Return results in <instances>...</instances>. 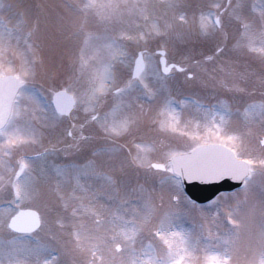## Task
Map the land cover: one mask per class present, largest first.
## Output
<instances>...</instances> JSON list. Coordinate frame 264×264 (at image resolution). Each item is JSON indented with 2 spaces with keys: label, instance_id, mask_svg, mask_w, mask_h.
Wrapping results in <instances>:
<instances>
[{
  "label": "snow or ice",
  "instance_id": "snow-or-ice-1",
  "mask_svg": "<svg viewBox=\"0 0 264 264\" xmlns=\"http://www.w3.org/2000/svg\"><path fill=\"white\" fill-rule=\"evenodd\" d=\"M185 86L242 111L185 116L169 96ZM226 179L242 200L186 191ZM0 205V264H264V0H0ZM190 212L199 231L177 230ZM252 224L249 258L236 240ZM37 231L46 243L20 235Z\"/></svg>",
  "mask_w": 264,
  "mask_h": 264
},
{
  "label": "rangeland",
  "instance_id": "rangeland-1",
  "mask_svg": "<svg viewBox=\"0 0 264 264\" xmlns=\"http://www.w3.org/2000/svg\"><path fill=\"white\" fill-rule=\"evenodd\" d=\"M34 2L38 3V2H41V0H34ZM48 2L57 3V2H59V0H56V1L55 0H48ZM193 2H196V0H193ZM247 2L250 3V4L251 3L259 4L260 0H247ZM190 15H191V13H190ZM89 30L95 31L96 30L95 26L90 27ZM229 37L231 39V35ZM75 43H79V41L74 42V44ZM229 45H232V44H230V42H229ZM150 47H151V50L155 51V45H151ZM207 51L210 52V46H200L198 44L197 47H196V50H195L196 58L200 57L201 53L204 54ZM169 53L171 54V58L174 60L173 53H172L171 50L169 51ZM43 54L47 55L48 54V50L45 49ZM175 59H179V56H176ZM253 66L256 67L258 65L253 64ZM97 67H100V66L97 65ZM114 67L117 69V73H119V71H121V73H123L122 69H127L123 65H121L118 61L114 63L112 70L114 69ZM72 70H73L72 68H66L67 72H71ZM148 82H149V86L150 87L153 86L154 82L151 80V78H149ZM190 90L203 97V96L206 95L204 90H208V89L202 90V89H197L195 87H192ZM209 90L211 91L213 89H209ZM216 90L220 91V89H216ZM221 90L224 91L225 89H221ZM216 96H217V93L213 94L214 98ZM229 100L230 101H236L238 99H234V96H231V97H229ZM217 101H221V98L218 97ZM43 103L48 105L49 109L52 108L51 107V103H52L51 96L47 92L43 93ZM47 103H50V105L47 104ZM174 106L177 107V110H182L183 114L185 116L197 115V114L202 115L203 114V111H199V109L195 108L193 103H174ZM230 109H231V111L233 113V116L231 117V119L233 121H235L237 109H233L231 107H230ZM36 150H39V149H36ZM32 152H33L32 149H28V153H32ZM58 156L59 155H56V157H58ZM49 159L51 160V162L54 159L57 160V158H54V156L50 157ZM73 160H76L75 156H65V155L64 156H59L58 165H61V166L67 165L70 162H72ZM54 165H56V164H54ZM225 193H227V194L236 193L238 195L239 199L242 200L244 198V193L241 191V188L238 189V190L232 191V192H225ZM199 205H201L204 208H207L208 205H209V202L206 203V204H199ZM21 206L30 207V208H34V209L37 210V206L35 204H32V203L27 202V201L24 202ZM3 207H4L3 205H0V208H3ZM40 210L43 211V209H40ZM212 211H215V209H212ZM175 224L178 225V229L177 230L184 229L185 231H199L200 214L196 213V212H190V213H187V214H183V215L180 216L179 219H177L175 221ZM220 227H221V230H223L225 228H231L232 226L228 225L226 220H223L222 222H220ZM255 228H256V224L250 225L249 228H242L240 230L239 236H238V238L236 240L237 246L239 248H241L242 252L246 251L249 258H252V256H253L252 249L248 248V244H249V230L251 229L254 232ZM214 231H215V229H214ZM20 235H24L26 237L27 241L29 243H31V244H44V243L47 242V236H46L45 232H43V231H39L35 237H30L31 235H34V233L33 234L31 233V235H29V234H20ZM150 240H151V237L147 236V234H146L145 239H144V243L147 244V243L150 242ZM255 258H256L257 264H258L259 257L256 256Z\"/></svg>",
  "mask_w": 264,
  "mask_h": 264
},
{
  "label": "water",
  "instance_id": "water-1",
  "mask_svg": "<svg viewBox=\"0 0 264 264\" xmlns=\"http://www.w3.org/2000/svg\"><path fill=\"white\" fill-rule=\"evenodd\" d=\"M199 183H201V189H202L201 193H199L200 194L199 196L208 198V196H210L211 193L214 192L213 190H211V191L209 190V188L211 186V183H202V182H199ZM190 184L194 185V181L193 182H188L186 186L189 187ZM231 184H233V183H231ZM226 185L227 184H223V182H220V186H218L216 188L215 192L220 190V189H222V188H225ZM192 194H193V190H192Z\"/></svg>",
  "mask_w": 264,
  "mask_h": 264
},
{
  "label": "flooded vegetation",
  "instance_id": "flooded-vegetation-1",
  "mask_svg": "<svg viewBox=\"0 0 264 264\" xmlns=\"http://www.w3.org/2000/svg\"><path fill=\"white\" fill-rule=\"evenodd\" d=\"M221 101H222V100H221ZM223 101H225V102H227V103H230V102H233V103H243V101H241V100H236V101L223 100ZM217 102H218L217 100H213L212 103H217Z\"/></svg>",
  "mask_w": 264,
  "mask_h": 264
}]
</instances>
